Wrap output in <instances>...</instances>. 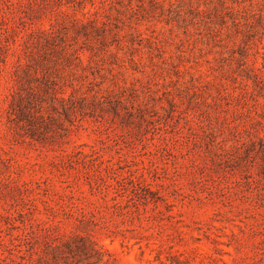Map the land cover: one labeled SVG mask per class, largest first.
<instances>
[{"label":"rangeland","instance_id":"rangeland-1","mask_svg":"<svg viewBox=\"0 0 264 264\" xmlns=\"http://www.w3.org/2000/svg\"><path fill=\"white\" fill-rule=\"evenodd\" d=\"M186 1L0 0L8 18L40 3L37 23L78 49L75 83L106 108L64 134L47 98L51 130L31 140L7 121L4 50L0 264H264V88L244 67L264 72V0H191L212 30L175 17ZM94 17L107 35L95 55L79 26ZM68 74H53L65 102Z\"/></svg>","mask_w":264,"mask_h":264},{"label":"trees","instance_id":"trees-1","mask_svg":"<svg viewBox=\"0 0 264 264\" xmlns=\"http://www.w3.org/2000/svg\"><path fill=\"white\" fill-rule=\"evenodd\" d=\"M70 1L77 3L81 9L85 6V0ZM6 2L12 5V0H6ZM149 2L151 4L156 3L155 0H149ZM192 2L191 0L183 3L178 2L175 6L176 9L173 10L175 17L180 18L182 22H186L189 18V20L195 19L199 23L207 24V28L214 27L216 23L215 13L199 10L192 5ZM185 5L187 10L182 11ZM40 8V3L36 4L35 8H30L31 11L17 8L14 16L16 20L14 17H0V64H5L4 50H11L12 54L16 56V60L8 70L12 83L7 107V121L14 125V128L21 129L23 135L39 142L44 141L45 134L51 130L48 122L51 120V116L48 114L47 106H45L48 102L47 98H49L53 110L56 108L53 107L52 103L56 101L61 107V111L56 110V128L64 134L68 132V126L64 125L65 120L69 122L68 125H75V120L81 119L85 115L103 117V112L106 110L103 107L102 97H97V94L88 96L86 91H82V86L75 83L80 81L78 78L83 76H76L73 72L74 67L82 65L83 68L84 61L81 59L77 48L68 49L63 42H55V23H51L48 28H43L37 23V20L40 19ZM91 13L94 16L97 15L96 10ZM96 20L94 17L89 19L86 24L79 25L81 30L89 26L92 27V31L96 32L90 36L85 31L83 32L86 41L90 40L87 42H90L89 49L94 55L100 51L104 52V47L107 46V35L105 32L98 33L101 27L95 25ZM222 21L224 22V20ZM74 23L77 25L78 21L74 19ZM253 28L250 26L247 30L249 35L254 34ZM212 29L210 28V30ZM114 36L115 34L112 35V37ZM262 58L264 67V51ZM244 64L242 63V65ZM244 67L245 79H250L258 89L264 88V72L250 64H246ZM63 69H67L68 75H74L76 78L72 77V92L67 98V102L62 95L59 97L56 95V92L61 93L62 89L59 87V91H57L58 89L53 87L57 84L53 79L54 72L63 71ZM246 92L245 90L244 93ZM260 92L251 93L252 101H256L255 96H258ZM108 93L111 94V92ZM96 99L97 103L94 102ZM246 111L248 115L251 114L250 108ZM127 113L131 115L130 112ZM113 116H119L117 108L113 109ZM47 119L48 121H46Z\"/></svg>","mask_w":264,"mask_h":264}]
</instances>
